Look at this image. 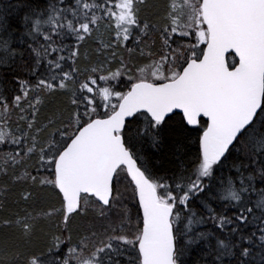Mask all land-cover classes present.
I'll return each mask as SVG.
<instances>
[{
  "label": "snow or ice",
  "instance_id": "obj_1",
  "mask_svg": "<svg viewBox=\"0 0 264 264\" xmlns=\"http://www.w3.org/2000/svg\"><path fill=\"white\" fill-rule=\"evenodd\" d=\"M0 264H264V0H0Z\"/></svg>",
  "mask_w": 264,
  "mask_h": 264
}]
</instances>
